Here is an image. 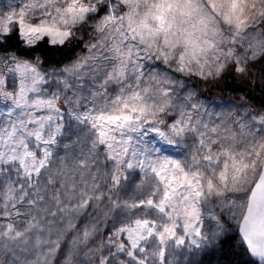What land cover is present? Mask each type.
<instances>
[{
    "label": "snow or ice",
    "instance_id": "6c2138e0",
    "mask_svg": "<svg viewBox=\"0 0 264 264\" xmlns=\"http://www.w3.org/2000/svg\"><path fill=\"white\" fill-rule=\"evenodd\" d=\"M229 79L261 103L193 83ZM233 237L264 264V0H0V264H201Z\"/></svg>",
    "mask_w": 264,
    "mask_h": 264
},
{
    "label": "trees",
    "instance_id": "16d2710c",
    "mask_svg": "<svg viewBox=\"0 0 264 264\" xmlns=\"http://www.w3.org/2000/svg\"><path fill=\"white\" fill-rule=\"evenodd\" d=\"M79 50V48H76L75 50L69 48L62 53L59 50L48 49L45 47V51L48 53L49 60L51 61L63 60L69 53H71V56H75ZM64 62H67V60ZM218 91H222V93L225 94L224 96H246L248 102L252 104L258 105L261 103L260 91H241L239 84L231 79L221 80L217 87L215 86V89L209 91V94L213 95ZM221 239H223V237ZM215 248L216 249H211L207 255H205L207 258L204 257V264H253V260L249 258V255L245 249L240 246L235 237L231 240H225L223 244L218 240Z\"/></svg>",
    "mask_w": 264,
    "mask_h": 264
},
{
    "label": "rangeland",
    "instance_id": "374dc122",
    "mask_svg": "<svg viewBox=\"0 0 264 264\" xmlns=\"http://www.w3.org/2000/svg\"><path fill=\"white\" fill-rule=\"evenodd\" d=\"M193 83L196 84L197 88L200 90V92L203 95L209 97V102L212 103V104L219 105V104H227L229 102H232V103H235V104H240L242 102L240 97H243V96H239V97L224 96L225 94L222 93V91H218L217 93H214L213 95L209 94V91L211 89H215V86L217 87V85L220 83V81L217 82V83H206V82H202V81L193 80ZM217 242H218V240H216L214 242V244L209 245L208 247H206V248H204L202 250H196V252L191 256V259H193L195 261H200L201 264H204L205 258H207V257H205V255H207V253L211 249H216L215 247H216Z\"/></svg>",
    "mask_w": 264,
    "mask_h": 264
},
{
    "label": "water",
    "instance_id": "95a60500",
    "mask_svg": "<svg viewBox=\"0 0 264 264\" xmlns=\"http://www.w3.org/2000/svg\"><path fill=\"white\" fill-rule=\"evenodd\" d=\"M248 255H249V257L254 261V258H252L251 256H250V254L248 253Z\"/></svg>",
    "mask_w": 264,
    "mask_h": 264
}]
</instances>
